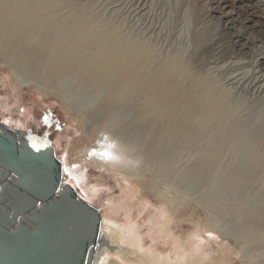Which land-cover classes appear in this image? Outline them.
<instances>
[{"label":"rangeland","instance_id":"obj_1","mask_svg":"<svg viewBox=\"0 0 264 264\" xmlns=\"http://www.w3.org/2000/svg\"><path fill=\"white\" fill-rule=\"evenodd\" d=\"M29 1L50 9L61 0ZM217 1L62 0L54 23H43L56 38L75 15L95 29L116 28L133 42L146 44L157 62L178 60L210 80L209 94L216 99L228 94L233 108L219 123L178 127L162 155L156 154L149 136L155 123H137L143 95L122 101L124 92H118L121 102L111 107L106 87L96 84L91 89L81 75L66 76L54 87L40 62L17 63L15 53L2 46L0 119L10 118L14 125L52 139L59 156L69 161L82 156L102 129L113 126L128 156L125 167L99 162L84 167L93 202L105 215L133 225L142 244L161 257L196 258L208 252L204 264H264V145L256 139L264 127V39L257 31L260 26L227 24L214 11ZM225 10L234 16L238 12L229 4ZM252 18L257 21L258 15ZM42 33L30 32L28 42H36ZM3 99L13 113L3 108ZM229 129L215 166L200 169L218 135ZM253 140L255 147L249 145ZM255 155L263 159L259 167L253 165ZM113 204L121 208H106Z\"/></svg>","mask_w":264,"mask_h":264},{"label":"bare ground","instance_id":"obj_2","mask_svg":"<svg viewBox=\"0 0 264 264\" xmlns=\"http://www.w3.org/2000/svg\"><path fill=\"white\" fill-rule=\"evenodd\" d=\"M241 2L218 0L214 11L221 13L227 24L242 22L251 28L260 26L257 31L264 39V4L261 6L259 0H250L251 3L245 5L242 4L244 1ZM62 4L61 0L53 8L47 9L42 3L36 4L29 0H0V46L8 53L14 52L17 63L34 60L40 62L48 74L50 84L54 87H58L61 80L70 75H81L86 85H91L90 88L96 84L106 87L111 107L135 94L143 95L144 103L137 123L147 124L149 121L155 123L150 129L149 136L155 140L157 155L163 154L165 143L168 138H172L173 130L178 127H181V130L184 127L185 130H189L204 121L219 123L221 115L232 110L233 105L228 94H223L218 99L209 94L210 80L199 78L190 72L185 63L178 60L157 62L146 44L133 42L116 28L95 29L92 22L82 15H75L71 17L66 32L56 38L54 30L47 28L43 23L50 21L52 25ZM227 4L233 9L238 8L236 16L232 15V11L225 10ZM253 15H258L257 21L252 18ZM36 31H42V36L36 42L29 43L28 34ZM241 39L236 42L237 45L241 43ZM246 41L248 42L247 39ZM122 91L124 93L121 100H116L117 93ZM1 103L5 110L13 113L5 99L1 100ZM0 120L18 131L25 130L21 125H14L10 118ZM112 129L111 125L102 129L86 147L84 154L77 155L78 158L75 160L69 161L59 156L58 145L53 141L56 154L63 161L66 181L91 203H94L95 193L87 184L85 164L99 162L124 168L127 163L126 150L120 148L121 142L117 132L114 130V133ZM231 133L229 129L218 135L221 136L220 139L214 149L207 153V157L200 164V169H211L215 166L218 152L224 140L230 138ZM256 136L259 143L264 145V127ZM255 142L250 141L249 145L255 147ZM252 160L253 165L258 167L262 165L260 162L263 159L257 155ZM106 208L116 212L121 207L113 204ZM101 213V233L94 264H182L181 261H184V264H204V259L207 258L203 255L208 252L196 258L188 257L186 254H178L174 260L171 255L161 257L142 244L143 239L133 225L119 224L105 215L103 209ZM155 225L157 227V224Z\"/></svg>","mask_w":264,"mask_h":264},{"label":"water","instance_id":"obj_3","mask_svg":"<svg viewBox=\"0 0 264 264\" xmlns=\"http://www.w3.org/2000/svg\"><path fill=\"white\" fill-rule=\"evenodd\" d=\"M101 224L53 140L0 120V264H94Z\"/></svg>","mask_w":264,"mask_h":264}]
</instances>
